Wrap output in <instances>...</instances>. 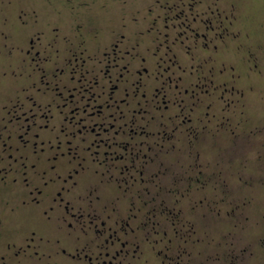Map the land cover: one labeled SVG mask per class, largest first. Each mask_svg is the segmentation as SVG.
<instances>
[{
	"label": "flooded vegetation",
	"instance_id": "obj_1",
	"mask_svg": "<svg viewBox=\"0 0 264 264\" xmlns=\"http://www.w3.org/2000/svg\"><path fill=\"white\" fill-rule=\"evenodd\" d=\"M6 1L0 264H251L221 243L219 167L252 135L264 15L254 26L243 0Z\"/></svg>",
	"mask_w": 264,
	"mask_h": 264
},
{
	"label": "rangeland",
	"instance_id": "obj_2",
	"mask_svg": "<svg viewBox=\"0 0 264 264\" xmlns=\"http://www.w3.org/2000/svg\"><path fill=\"white\" fill-rule=\"evenodd\" d=\"M1 1L7 3L6 0ZM15 2L16 8L23 4L20 0ZM242 2L243 15L257 20L258 22L253 23L256 26L264 15V0ZM243 112L249 120L245 130L247 133L252 132V135L244 137L246 145L237 142L238 158L235 167H219L221 171H226L222 175L229 185L221 187L219 191L224 199L220 203L221 243L224 249L232 245L238 252L246 248V254H252L249 261L251 264H264V84L247 97ZM239 159H244L242 163L247 167H242ZM210 207L212 208V204ZM234 229H237L236 235H228Z\"/></svg>",
	"mask_w": 264,
	"mask_h": 264
}]
</instances>
